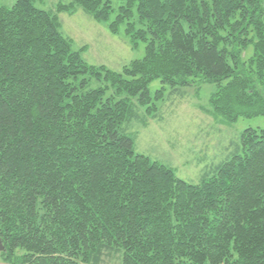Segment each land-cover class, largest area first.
I'll return each instance as SVG.
<instances>
[{
    "label": "trees",
    "instance_id": "16d2710c",
    "mask_svg": "<svg viewBox=\"0 0 264 264\" xmlns=\"http://www.w3.org/2000/svg\"><path fill=\"white\" fill-rule=\"evenodd\" d=\"M119 1L114 19V0L0 6L4 261L264 264V130H245L198 184L137 153L130 132L158 116L154 80L216 85L214 114L231 123L264 116V0ZM78 9L124 27L144 58L122 72L88 64L59 17Z\"/></svg>",
    "mask_w": 264,
    "mask_h": 264
},
{
    "label": "rangeland",
    "instance_id": "374dc122",
    "mask_svg": "<svg viewBox=\"0 0 264 264\" xmlns=\"http://www.w3.org/2000/svg\"><path fill=\"white\" fill-rule=\"evenodd\" d=\"M16 1L2 0L0 6L11 8ZM71 1L34 0V3L42 10L55 11L57 5ZM119 6L120 1L114 0L116 12L112 19ZM59 17L63 34L73 40L75 50H81L82 57L90 65L122 72L125 66L145 56L146 44L139 43L134 48L124 27L114 35L108 23L94 20L81 9L61 13ZM99 86L100 82L92 81L87 89ZM163 87L165 97L157 103L158 116L150 118L147 126L134 121L130 132L137 153L174 169L176 175L188 183L198 184L205 173L230 157L241 144L245 130H264V116L240 117L233 123L216 116L211 105V98L217 90L214 84L178 87L174 91L171 86L154 80L149 86L152 97ZM0 264H8L1 252ZM105 264H119V261L109 258Z\"/></svg>",
    "mask_w": 264,
    "mask_h": 264
},
{
    "label": "water",
    "instance_id": "95a60500",
    "mask_svg": "<svg viewBox=\"0 0 264 264\" xmlns=\"http://www.w3.org/2000/svg\"><path fill=\"white\" fill-rule=\"evenodd\" d=\"M3 251H4V246H3L2 240L0 239V252H3Z\"/></svg>",
    "mask_w": 264,
    "mask_h": 264
}]
</instances>
